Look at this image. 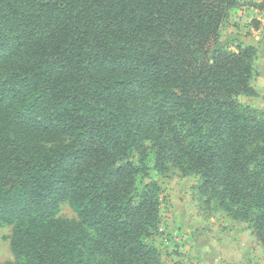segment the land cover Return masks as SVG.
Returning <instances> with one entry per match:
<instances>
[{
  "label": "trees",
  "instance_id": "trees-1",
  "mask_svg": "<svg viewBox=\"0 0 264 264\" xmlns=\"http://www.w3.org/2000/svg\"><path fill=\"white\" fill-rule=\"evenodd\" d=\"M239 1L0 0L4 264H162L151 163L201 175L264 245V110L238 102L258 50L220 43Z\"/></svg>",
  "mask_w": 264,
  "mask_h": 264
},
{
  "label": "rangeland",
  "instance_id": "rangeland-1",
  "mask_svg": "<svg viewBox=\"0 0 264 264\" xmlns=\"http://www.w3.org/2000/svg\"><path fill=\"white\" fill-rule=\"evenodd\" d=\"M248 1L250 0H240L239 2L242 5L230 11L229 18L222 27L220 43H226L235 48L238 36H243L242 40H245L244 37L249 36L248 30L253 27L250 20L254 15V10L248 9L250 7ZM249 23L251 26H247ZM255 31L249 33L253 37L247 39L249 42H257L258 46L259 53L254 61L255 75L251 81L256 93L254 95L240 94L238 102L242 107L247 106L251 109L263 111L264 30L259 33ZM150 166L152 178L156 179L162 188V201L160 206V233L150 237L148 241L160 252V262L162 264H173L179 257L180 249L186 248L185 243L189 241V245L193 243L192 248L197 246L208 248L211 244L210 237H220L222 233H236L241 236L236 242H230L228 246L229 254H234L235 250L236 255H242L236 253V251L245 249L242 245L245 243L249 249H252L250 252L247 249L245 250L247 252L246 260L249 261L247 263L264 264V252L262 255L259 248L260 245L264 248V245L253 233L251 222L235 220L220 208L213 189L204 187V179L201 175L196 173L183 175L175 165H170L169 170L161 174L153 168V163ZM59 216L69 220H78L77 214L68 202L60 203ZM11 233V225L0 224V264L13 259L10 248ZM213 240L215 241V239ZM218 250H221L220 247H218ZM212 256L214 255L208 254L206 256L208 261Z\"/></svg>",
  "mask_w": 264,
  "mask_h": 264
},
{
  "label": "crops",
  "instance_id": "crops-1",
  "mask_svg": "<svg viewBox=\"0 0 264 264\" xmlns=\"http://www.w3.org/2000/svg\"><path fill=\"white\" fill-rule=\"evenodd\" d=\"M248 3L250 5L248 9L254 10V13H253L254 15L252 16L250 21L252 22L253 19H256L260 22L258 28H255L252 25L253 26L252 29L248 30L249 36L247 38L250 39L253 36H251L249 33H252L255 30H256L255 32L259 33L264 30V0H250L248 1ZM241 5L242 4L240 3L238 7H240ZM247 26H251V24L249 23ZM238 37H237L238 40L235 43L241 42L242 44H245V45H253L258 49L257 42H249L246 37H244L245 40H242L241 38H243V36H238ZM220 42H221V39H220ZM221 44H224V43H221ZM224 45L230 46L226 43ZM210 238H211L210 239L211 244L209 247L207 246L208 248H204V247L202 248L198 246L196 248H192L193 243H191L190 245H189L190 241L188 243H185V245H187L186 248L180 249L179 254H178L179 257L176 261L173 262V264H248L247 262L249 261L246 260L247 252L245 250L247 249V251L250 252L252 251V249H249L245 243L242 244L245 247V249H241V251H236V253H241L242 255H239V254L236 255L235 250H234V254H229L228 252V246L230 242H236L238 238H241L240 235H237L236 233H232V234L222 233L220 237L213 238L212 236ZM212 238L215 239V241ZM218 247H220L221 250H218ZM259 248H260L261 254L263 255V252H264L263 246L260 245ZM208 254L214 255L209 261L206 258Z\"/></svg>",
  "mask_w": 264,
  "mask_h": 264
}]
</instances>
